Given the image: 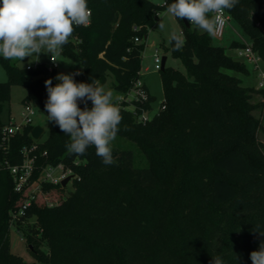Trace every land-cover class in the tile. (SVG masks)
I'll return each mask as SVG.
<instances>
[{
    "label": "trees",
    "instance_id": "16d2710c",
    "mask_svg": "<svg viewBox=\"0 0 264 264\" xmlns=\"http://www.w3.org/2000/svg\"><path fill=\"white\" fill-rule=\"evenodd\" d=\"M173 2L87 0L90 26L73 25L61 51L80 66L75 81L97 79L105 87L112 79L117 94L127 93L141 77L143 42L156 14ZM225 11L264 59V0H238ZM177 20L184 44L177 48L171 42V52L185 73L161 70L165 109L145 124L132 111H120L116 137L134 146L111 142V165L101 162L95 146L84 155L69 153L70 136L49 122L45 81L52 79L55 86L58 68L22 69L0 56L8 75L0 83V127L10 120L2 121V114L12 87L22 86L27 91L23 103L46 115L49 128L40 142L31 136L35 126L27 125L11 139L8 151L0 137V264H27L10 246L11 215L24 196L14 191L3 163H20L22 149L34 143L39 166L62 164L75 178L71 191L44 184L37 202L15 223L33 264H214L215 257L223 264H252L250 253L264 241L259 233L264 232L263 126L252 113L258 105L254 96L264 97V88L244 86L234 74H248L246 63L215 45L198 26L187 28ZM242 46L232 42V48ZM144 88L149 100L138 112L154 101ZM135 147L146 167L136 166Z\"/></svg>",
    "mask_w": 264,
    "mask_h": 264
},
{
    "label": "clouds",
    "instance_id": "9594fccd",
    "mask_svg": "<svg viewBox=\"0 0 264 264\" xmlns=\"http://www.w3.org/2000/svg\"><path fill=\"white\" fill-rule=\"evenodd\" d=\"M238 0H174L167 11L177 19L186 18L209 35H215L224 24V10L232 9ZM209 13H215L209 17ZM159 15V14H157ZM91 11L87 0H0V55L5 59H19L51 55L54 63L62 46L73 32V25L87 26ZM165 25L159 23L163 30ZM170 42L177 48L184 44L181 35L171 33ZM80 72L58 74L45 81L48 98L45 110L49 122L66 135V145L71 154L84 155L89 146H95L96 155L105 165L115 161L110 143L114 141L121 122L119 109L112 103V93L105 92L99 80L90 83L76 82ZM92 107H88V102ZM84 107H79V104ZM259 232V231H256ZM264 235V232H259ZM214 264H223L220 257L212 258ZM252 264H264V241L259 250L250 253Z\"/></svg>",
    "mask_w": 264,
    "mask_h": 264
},
{
    "label": "rangeland",
    "instance_id": "374dc122",
    "mask_svg": "<svg viewBox=\"0 0 264 264\" xmlns=\"http://www.w3.org/2000/svg\"><path fill=\"white\" fill-rule=\"evenodd\" d=\"M156 5H164V0H151ZM159 23H163L165 25L164 29L161 30L159 28ZM203 30V29H202ZM175 32L177 35H181L182 28L179 24L176 17L171 15L167 8L161 10L159 15L156 18V23L152 29L149 30L146 41H144V51L142 54V62H141V77L140 81L144 83L151 96L154 97V101L152 103V108L154 111H158L160 108V104L164 99V91H163V82L161 70H157L155 68L156 62L154 58L155 50L158 49L161 58L166 57L165 67L169 69H174L185 73V69L181 63V60L178 58H174L171 52V42L170 37L171 33ZM213 43L217 46L223 47L229 51L232 57L240 62L246 63V61L238 56V48H232V42H241V40H245L249 42V39L246 37L239 24L234 20H230L229 26L226 28L225 34L223 38H217L212 35ZM2 56V55H0ZM50 54L41 53L39 55V61H34L35 56L31 58H25L23 61L19 59H10L12 63L16 64L19 68H29L34 67L37 64H46L50 63ZM57 63L59 64L58 74H70L75 70L80 69L78 64L71 62L70 60L64 58L62 54L56 57ZM161 64V63H160ZM247 64V63H246ZM248 65V64H247ZM249 66V65H248ZM234 74V73H233ZM237 78H239L243 85L246 87H255L260 88V79L253 71V69L249 66V73L242 74L236 73ZM8 75L4 69V67L0 64V83L7 82ZM111 81L109 79L108 84L103 87L105 92L112 93V101L114 98H117V93L111 88ZM27 94V91L22 86H13L11 92V99L9 103L6 104L5 110L2 114V121L7 122L9 119H12L16 122H21V112L24 109V106L27 104L23 103V100ZM254 102L257 103V108L252 112L253 115L259 119L262 123L263 129L259 134V139L264 144V97L262 95H255ZM33 105V104H29ZM32 125L40 126L44 129V133L40 138V142H44L49 136V128H48V120L47 116L36 111V114L32 118ZM113 144H116L119 148H127L133 147L128 140L125 138L116 137ZM135 158H136V166L137 167H146L147 163L144 159L143 155L138 151L135 147ZM72 190V182H70L66 191ZM10 246L11 252L14 256L19 257L27 264L35 263L31 252L28 249V245L24 239H21L14 229L10 231Z\"/></svg>",
    "mask_w": 264,
    "mask_h": 264
},
{
    "label": "built area",
    "instance_id": "2783aa9c",
    "mask_svg": "<svg viewBox=\"0 0 264 264\" xmlns=\"http://www.w3.org/2000/svg\"><path fill=\"white\" fill-rule=\"evenodd\" d=\"M214 15L215 13H212V16ZM230 20H231L230 15L224 10L225 22L214 36H216L217 38H223L226 28L230 24ZM90 24H91V16H90V23L87 26L84 25H79V26L88 27L90 26ZM135 42H140L139 38H135ZM241 43L244 46L238 48V56L244 59L246 63L253 69V71L257 73L260 79V83H259L260 88H264V59L258 52H256L253 49V45L251 42L241 40ZM154 58L156 62L155 68L157 70H161L162 58L159 54L158 49L155 50ZM48 67L49 70L51 71L52 69L59 68V64L57 62L54 63L50 58V63L48 64ZM76 72H80V69L75 70L72 73H76ZM148 100H149V94L144 88V83H142L139 79L134 83L132 88L127 93L117 94V98H114L112 103L114 104V106H116L119 109V112L124 109L132 111L135 114L137 122L145 124L146 122L153 119L154 115L157 112L165 109V106L160 105L158 111H154L153 108L151 107L150 109L143 108L140 112H138V109L140 107L142 108V106L145 105L148 102ZM150 105H152V103H150ZM88 107L89 108L92 107L90 101L88 102ZM36 111L37 110L33 105L27 104L24 106V109L20 114L21 122H16L10 119L5 125L0 127L1 146L5 151L9 150L11 139L16 135H18L19 133H21L27 125L32 124L31 123L32 118L36 114ZM38 151H39V145L36 143L30 146H25L21 152L22 161L20 163L12 164L9 161H5L3 163L4 164L3 166L5 167L6 170H8L9 174L11 175L12 182L14 185V191L17 194L24 196V200L22 204L19 206V209L13 212L11 215L12 216L11 227L12 229L15 230V232L18 234L19 237L21 235L16 230L15 223L18 220V217L23 215L25 211L33 205V203L37 202V199L42 193L43 185L49 184L52 186H61L62 181L67 177L69 176L72 177L68 182V184L72 182V180L75 178V176L72 174L70 170L64 169L62 164H58L56 166H53L51 164L45 166H39ZM41 156L42 157L47 156V152L46 151L42 152ZM37 172H39L38 176H36ZM47 206L54 207L55 204L48 202Z\"/></svg>",
    "mask_w": 264,
    "mask_h": 264
},
{
    "label": "water",
    "instance_id": "95a60500",
    "mask_svg": "<svg viewBox=\"0 0 264 264\" xmlns=\"http://www.w3.org/2000/svg\"><path fill=\"white\" fill-rule=\"evenodd\" d=\"M182 21H183L184 25H185L187 28H190V27H191L190 22H189L186 18L182 19ZM166 60H167L166 57H163V58H162V68H161V70L164 69L165 64H166ZM43 133H44V129H43L42 127H40V126H35V127L33 128V130H32L31 136H32V138H33L34 140H40V138H41V136H42ZM71 178H72V177L69 176V177H67L66 179H64V180L62 181V183H61V186H62L63 188H65V187L67 186V184H68V182L70 181Z\"/></svg>",
    "mask_w": 264,
    "mask_h": 264
},
{
    "label": "crops",
    "instance_id": "0c3cea01",
    "mask_svg": "<svg viewBox=\"0 0 264 264\" xmlns=\"http://www.w3.org/2000/svg\"><path fill=\"white\" fill-rule=\"evenodd\" d=\"M147 87V86H146ZM149 91V90H148ZM150 93V92H149ZM151 95V94H150Z\"/></svg>",
    "mask_w": 264,
    "mask_h": 264
}]
</instances>
